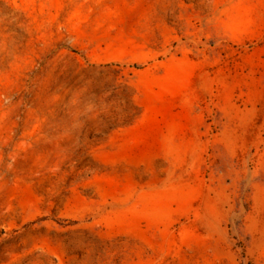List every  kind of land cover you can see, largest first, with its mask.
Wrapping results in <instances>:
<instances>
[{"label": "rangeland", "instance_id": "374dc122", "mask_svg": "<svg viewBox=\"0 0 264 264\" xmlns=\"http://www.w3.org/2000/svg\"><path fill=\"white\" fill-rule=\"evenodd\" d=\"M0 264H264V0H0Z\"/></svg>", "mask_w": 264, "mask_h": 264}]
</instances>
